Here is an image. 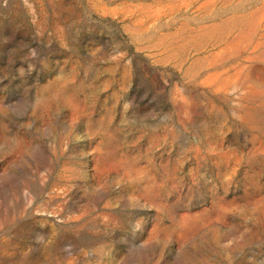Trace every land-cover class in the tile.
Returning <instances> with one entry per match:
<instances>
[{"label":"rangeland","instance_id":"obj_1","mask_svg":"<svg viewBox=\"0 0 264 264\" xmlns=\"http://www.w3.org/2000/svg\"><path fill=\"white\" fill-rule=\"evenodd\" d=\"M0 264H264V0H0Z\"/></svg>","mask_w":264,"mask_h":264}]
</instances>
